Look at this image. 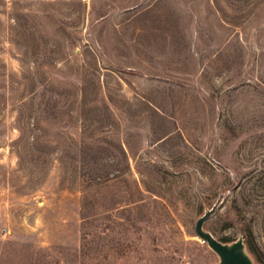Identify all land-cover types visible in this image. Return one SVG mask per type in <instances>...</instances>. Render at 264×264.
<instances>
[{"label":"rangeland","instance_id":"rangeland-1","mask_svg":"<svg viewBox=\"0 0 264 264\" xmlns=\"http://www.w3.org/2000/svg\"><path fill=\"white\" fill-rule=\"evenodd\" d=\"M212 207L264 255V0H0V264H219Z\"/></svg>","mask_w":264,"mask_h":264},{"label":"water","instance_id":"water-1","mask_svg":"<svg viewBox=\"0 0 264 264\" xmlns=\"http://www.w3.org/2000/svg\"><path fill=\"white\" fill-rule=\"evenodd\" d=\"M214 210L215 207H212L199 218L196 230L204 241L220 256L219 264H255L252 256L246 249V243L243 238H239L232 243L224 242L204 228V223Z\"/></svg>","mask_w":264,"mask_h":264},{"label":"trees","instance_id":"trees-1","mask_svg":"<svg viewBox=\"0 0 264 264\" xmlns=\"http://www.w3.org/2000/svg\"><path fill=\"white\" fill-rule=\"evenodd\" d=\"M223 241L227 242L228 240H223ZM246 247H247V250L249 251V253L252 255L253 258L255 257V259L258 262H260L261 264H264V255L256 245L249 242L246 245Z\"/></svg>","mask_w":264,"mask_h":264}]
</instances>
